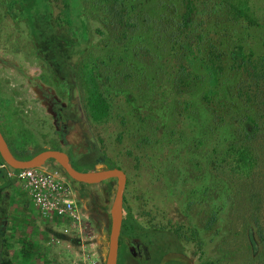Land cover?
Returning <instances> with one entry per match:
<instances>
[{
	"label": "rangeland",
	"instance_id": "1",
	"mask_svg": "<svg viewBox=\"0 0 264 264\" xmlns=\"http://www.w3.org/2000/svg\"><path fill=\"white\" fill-rule=\"evenodd\" d=\"M119 1L130 23L125 31L116 27L120 20L86 0L88 39L66 45L61 2H49V19L41 13L42 34L35 42L28 25L13 21L0 0L3 135L17 152L56 149L73 152L75 160L92 139L125 172L124 210L142 227L177 231L194 264H264V242L254 221L264 235V114L242 95L250 96L255 77L264 74L257 63L264 57V0H195L186 33L199 51L186 62L171 48L186 0ZM72 20L80 33L79 20L74 15ZM58 38L62 43L54 51ZM212 52L223 66L216 84L202 63ZM60 62L74 75L82 119L64 127L49 108L50 98L55 109L68 104ZM182 66L186 82H196L179 84L187 80ZM94 89L108 104L100 120L92 117L88 102ZM256 96L264 99V82ZM246 115L261 129L249 144L254 159L241 168L231 144L242 141ZM83 188L81 204L89 214L75 229L35 213L19 184L2 190L3 237L12 264H104L111 201L105 215L104 187Z\"/></svg>",
	"mask_w": 264,
	"mask_h": 264
},
{
	"label": "trees",
	"instance_id": "2",
	"mask_svg": "<svg viewBox=\"0 0 264 264\" xmlns=\"http://www.w3.org/2000/svg\"><path fill=\"white\" fill-rule=\"evenodd\" d=\"M53 0H2L3 6L5 8L6 14L13 20V21H23L28 25L29 33L33 37H35V42H38V35L42 34V30L39 26V21L41 20V13H45L46 16L48 13L47 6L49 2ZM62 3V19L68 26L67 33L68 36L64 38L65 44L68 45L71 41H83L86 42L88 39V32L87 26L84 22V13H83V5L86 0H57ZM82 2V3H81ZM95 4L100 7L101 10H104L108 15H110L114 20H120V23L116 25V27L125 31L126 26H129L130 23L126 20V10L122 3L119 0H94ZM74 3V4H73ZM76 6V9H75ZM184 13L181 16V23L177 29V40L171 48L175 49L176 55H180L184 57L183 62L191 61L195 58L198 54L199 47H193L194 41L187 37V30L189 27V23L191 15L195 11V0H186L184 4ZM46 9V10H45ZM75 16V19L79 20L81 24V32H74V20H72V16ZM48 18V16H46ZM79 17V19H78ZM49 19V18H48ZM48 26L52 29V22H48ZM50 32V31H49ZM47 33L49 40L54 41L55 35H51ZM71 36V38H69ZM185 36V37H184ZM58 40V41H57ZM58 42L57 44H55ZM55 43L52 44L53 50H57V46H60L62 43L61 39H56ZM55 44V45H54ZM54 45V46H53ZM197 49V50H196ZM179 53V54H178ZM64 55V54H62ZM60 55V56H62ZM214 56V57H213ZM61 61V58H59ZM203 69L207 72L208 80L215 81L214 84L217 83V80L220 78L223 72V66L221 62V56L219 54H214L213 52L209 54V59L204 56L202 58ZM243 63H246L245 59ZM258 65H261V68L264 70V57L257 60ZM59 64L62 65L63 70V79L65 81V85L69 90V99L68 104L65 108L61 110V117L60 123L64 127L74 119L76 121H80L79 114V106H78V99H77V92H76V85L74 80V75L72 70L66 64L60 62ZM236 66H239L237 64ZM238 68V67H237ZM181 74H183L186 79L188 78L186 69L182 66L180 69ZM264 74L261 76L263 77ZM255 77V82L253 84V90H251L250 96H247V92L242 93L243 97L246 99L247 103H251L253 106L257 107V109L264 114V99L259 98L256 96V91L258 86L264 82V78ZM194 80V79H193ZM189 81L188 79L180 80L179 84H187L196 82V81ZM89 82L91 84H96L95 80L89 78ZM88 102L90 103L91 110H92V117L96 120H100L105 118L108 115V104L106 99L103 95L97 90L94 89L91 96H89ZM242 123V135H241V142L235 141L232 145L233 149V157L236 159V162L241 168L249 167L251 164V159H254V155L251 152V148L249 147L250 142L254 139L255 136L260 133L261 124L258 120H256L252 116H244L241 119ZM56 150V149H54ZM45 151V149L41 150H34V151H27V152H17L14 149H11L12 154L15 158L19 160H28L32 158L34 155ZM75 156V154H74ZM80 160H82L79 164H76L73 161H70L72 166L83 172L92 171L95 167H104L107 169H114L116 167L107 157H105L97 148L96 143L92 139H87L85 152H82L79 155ZM52 163L53 162H49ZM0 165H5L3 160L0 157ZM9 168V167H8ZM10 169V168H9ZM60 171L62 169L58 167ZM13 170V169H11ZM3 171V169H2ZM4 172V171H3ZM63 172V171H62ZM64 174V173H63ZM65 175V174H64ZM66 176V175H65ZM67 177V176H66ZM68 178V177H67ZM69 179V178H68ZM70 180V179H69ZM72 183L77 184L76 182L70 180ZM14 180H11L7 177V175H0V202L3 199L1 194V190L9 188L13 185ZM81 187H89V185L79 184ZM104 187V201L102 205V212L106 215V211L108 209V204L111 201V196L114 192L113 185L111 182L101 183L99 184ZM258 195V194H257ZM125 201V199H124ZM256 212V211H255ZM258 212L255 213V215ZM108 218L109 216L106 215ZM213 219V218H212ZM212 219L208 224L207 228L212 225ZM258 219H255V224L257 226V232L259 240L264 242V235L262 233L261 228L257 222ZM122 236L129 235L130 237L142 239L148 245L154 249V246L159 248L160 245V258L165 256L168 253H181V235L177 231L166 230L165 228L157 229V228H144L142 227L132 216L129 212L124 210L123 213V222H122ZM6 241L3 236L0 237V253L6 255ZM1 264H12L9 259L0 260Z\"/></svg>",
	"mask_w": 264,
	"mask_h": 264
},
{
	"label": "built area",
	"instance_id": "3",
	"mask_svg": "<svg viewBox=\"0 0 264 264\" xmlns=\"http://www.w3.org/2000/svg\"><path fill=\"white\" fill-rule=\"evenodd\" d=\"M7 177L14 180L26 193L36 212L48 220L68 222L71 229L79 228L88 218L77 200L72 182L56 165L40 168L11 170L5 165ZM64 233L68 230L64 229ZM51 243L60 241L51 238Z\"/></svg>",
	"mask_w": 264,
	"mask_h": 264
},
{
	"label": "water",
	"instance_id": "4",
	"mask_svg": "<svg viewBox=\"0 0 264 264\" xmlns=\"http://www.w3.org/2000/svg\"><path fill=\"white\" fill-rule=\"evenodd\" d=\"M0 157L7 167L13 170H25L43 167L48 162H53L60 167L63 173L78 184L99 185L106 182H115V189L111 197L109 209L110 231L107 253L104 264H116L118 238L121 232L124 192L126 187V174L120 168L107 169L102 166L95 167L92 171H79L75 169L68 155L61 150L48 149L42 151L28 160H19L10 151L3 135L0 132Z\"/></svg>",
	"mask_w": 264,
	"mask_h": 264
},
{
	"label": "flooded vegetation",
	"instance_id": "5",
	"mask_svg": "<svg viewBox=\"0 0 264 264\" xmlns=\"http://www.w3.org/2000/svg\"><path fill=\"white\" fill-rule=\"evenodd\" d=\"M55 107H56V102L54 101V99L50 98V100H49L50 112L55 115L57 122H59V124H61L60 123L61 110L63 108H65L66 106H60L57 109H55ZM0 132L3 135L1 128H0ZM3 137L7 143L10 151H11V149H13L12 146L9 145V143L7 142L4 135H3ZM65 153L68 155L70 161H73L76 164H79L82 161V160H80L81 157H80V159L75 160V156H74L73 152H65ZM2 166L3 165H0V175H2L3 171L6 172V169L3 168ZM2 169H3V171H2ZM73 187H74L75 192H76L77 200L80 203V205L82 206V204H81V202L83 200L82 192H83L84 188L81 186L77 187L76 184H73ZM124 199H125V197H124ZM2 206H3V200L0 202V237L3 236L4 228L6 226V220L4 218L5 212L3 211ZM91 208L93 209L94 207L91 206ZM84 209H86V208L84 207ZM123 213H124V206H123ZM122 222H123V218H122ZM109 224H110V219H109ZM147 229H149V228H147ZM157 229H161V228H157ZM121 233H122V227H121V232H120V235L118 238V249H117L116 264H194L193 260L191 258H188L186 256V254L184 253L182 245H181V249H182L181 253H173L172 252V253H168L165 256L160 258V256H159L160 245H159V248L154 246V249H152L151 246L148 245L142 239L140 240L138 238L130 237L129 235L122 236ZM3 259H9L7 256V251H6V255H4V256H3V254L0 253V260H3ZM0 264H1V262H0Z\"/></svg>",
	"mask_w": 264,
	"mask_h": 264
},
{
	"label": "crops",
	"instance_id": "6",
	"mask_svg": "<svg viewBox=\"0 0 264 264\" xmlns=\"http://www.w3.org/2000/svg\"><path fill=\"white\" fill-rule=\"evenodd\" d=\"M5 174H6V172H5ZM7 175V174H6ZM14 183H16L15 181H14ZM13 183V184H14ZM10 188V187H9ZM2 190H1V194H2ZM25 194V199H26V202H28V203H31L30 201H29V199H28V197H27V195H26V193H24ZM3 196V195H2ZM13 197V196H12ZM33 206V205H32ZM34 207V206H33ZM35 213H37L36 212V210H35V208H34V210H33ZM44 219V218H43ZM45 220H47V221H49V222H55V221H53V220H48V219H45Z\"/></svg>",
	"mask_w": 264,
	"mask_h": 264
}]
</instances>
